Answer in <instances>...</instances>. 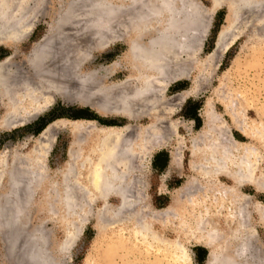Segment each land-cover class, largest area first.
Here are the masks:
<instances>
[{
  "label": "bare ground",
  "instance_id": "6f19581e",
  "mask_svg": "<svg viewBox=\"0 0 264 264\" xmlns=\"http://www.w3.org/2000/svg\"><path fill=\"white\" fill-rule=\"evenodd\" d=\"M55 1L57 9L54 10L46 5L49 1L44 0H0V45L12 48V52L0 61V103L3 104L0 125L3 130L33 121L50 110L57 100L88 106L106 118L121 116L138 123L148 118L151 123L101 125L95 130L96 140L89 147H82L80 139L74 141L68 161L54 171L48 164V151L55 137L53 133L61 128L72 133L83 131L91 125L94 127V119L54 120L34 139L29 152L15 150L9 156L3 155L0 175L6 180L7 195L12 196L8 198L6 208H2L9 207L12 211L10 219H3L6 227H15L17 223L27 225L28 213L36 203L37 187H46L45 191L41 190L45 210L52 216H60L57 207L61 204L62 217L67 221L83 212L94 198L101 200L106 208L110 197H117L120 200L118 215L125 208H135L142 197L137 194L139 189L134 191L131 188L134 175L155 149L168 144L167 141L177 135L178 122H167L166 116L173 110L169 111L166 103L170 99L175 106H180L195 93L190 88L169 99L166 95L171 84L190 78L191 65L198 51V33L208 28L209 20L204 16L208 12L204 13L206 9L203 11L194 0ZM212 2L215 9L232 3L228 0ZM230 7L234 10L227 8L225 23H230L229 14L231 17L242 14L245 24L237 25L241 30L234 35L223 26L216 39L218 50H226L240 34L251 37L250 33L260 35V29H264V0H237ZM53 11L55 16H52ZM45 15L51 16L48 33L32 44L28 55L16 62L15 56L22 55L21 43L31 39L36 21ZM91 41L94 42L92 46ZM115 42L127 45L128 58L86 71L84 66L91 60L90 48L104 51ZM122 67L130 75L107 84L106 80ZM237 115L234 110H228L230 124L224 121L214 128L206 123L204 135L193 136L189 166L198 177L199 187L196 186L202 192L201 196L188 194L179 199L181 208L178 214L175 212L178 222L173 228L175 238H164L140 222L137 231L141 236L165 246L167 252L162 254L165 264H190L183 240L208 249L206 264H264V260H248L249 255H254L253 242L259 238L249 209L250 198L244 192V188L250 185L257 192L264 193V165H261L260 151L254 145L251 148V144L261 137L255 121L247 116L238 119ZM163 123L166 127H161ZM232 128L251 144L238 140ZM139 160L141 164H136ZM83 174L86 177H82ZM56 177L60 182L55 181ZM75 187L84 192L86 199L83 204L80 201L82 205L76 202L79 212L74 208L77 207L74 203ZM186 189L182 187L181 192ZM186 203L190 205L188 211H185ZM251 207L264 224V203L255 201ZM25 226L23 229L14 228L12 232L4 227L7 231L4 237L9 240L10 247L22 234L30 241L26 262L17 259L16 264H60L48 247L49 232L40 228L27 233ZM165 235H168L167 231ZM230 243L235 245L231 254L225 250V245ZM66 244L61 247L65 249Z\"/></svg>",
  "mask_w": 264,
  "mask_h": 264
},
{
  "label": "rangeland",
  "instance_id": "374dc122",
  "mask_svg": "<svg viewBox=\"0 0 264 264\" xmlns=\"http://www.w3.org/2000/svg\"><path fill=\"white\" fill-rule=\"evenodd\" d=\"M44 1H49L46 5H49L51 9H57L55 0ZM66 1L68 2V0H62L63 3H66ZM194 1L200 5L201 9L203 8V11L206 9L204 13L208 12V15L204 14L205 19L209 20L208 28H206V31H201L203 33H198V51L195 61L191 65L190 78L171 84L167 89L166 95L169 99L175 94L190 88L195 93L186 98L180 106H175L174 101L172 100L171 102L170 99L169 103H166V106H169V111L173 110L172 114L170 113L166 116L167 122H178L177 135L167 141L168 144L164 143V145L155 149L144 160L139 172L134 175L133 181L135 182L136 180V184L133 182V187L131 188L134 191L139 189L137 194L142 197L137 206L133 207V209L132 207L125 208L118 215L117 209L120 208V200L117 197H110L106 208L101 200H95L94 198L90 204L84 207L85 210L82 212L76 202L82 205L83 200L86 199L83 196L84 192H81L79 187H75L76 189H73L74 199L76 200H74V203H76L78 208L73 206L76 212H79V210L81 212L67 221L62 217L63 206L61 204L58 205L57 209L59 211L58 215L62 218L60 216H52L46 211L47 209L45 210L46 207L44 204L42 205L43 191L41 192V190L44 189L45 191L46 187L43 189L42 187H37L35 189L34 201L37 204L34 203L28 213L27 233H29V230L36 231V229L40 228L48 231L50 235L47 240L48 247L60 264H165L164 256H162V254L167 252L165 246L141 236L137 231L140 229V222H144L148 228L152 227L150 229L152 232L157 231L164 238H175L173 228L177 226V214L181 208L180 200L188 194L191 197L201 196L202 192L197 189L199 187L197 184L198 177L189 166L191 160L189 149L192 144V138L194 135H204L206 123L212 124L211 126L214 128L218 127L220 122L226 121L230 124L228 110H234L236 115L239 113L237 115L238 119L247 116L250 120L256 122L261 138L252 144L247 138L240 135L235 128L231 130H233L238 140H241L246 145L251 144V148L254 145L257 151H260L258 154L261 155V165H264V34H262L264 29H260V35L257 32L250 33L251 37L245 33L240 34L226 50H218L216 49V39L223 26L227 30L229 29V32L232 31L234 35L235 32L237 34L238 30H241L237 28V25L240 27L245 24L242 14H236L237 16L234 15V18L231 17L232 14H229L230 23H225L228 15L227 8L231 9L232 7L230 6L236 3L237 0H228V2L231 1L232 3H228L229 6L223 5L219 9H215L212 0ZM233 10L234 7L232 8ZM52 13L54 14V11ZM52 16H55V14ZM50 18L51 16L49 15L39 17L35 23L31 39L28 42L21 43L22 55L18 54L15 56L14 60L16 62H20L23 56L28 55L32 44L48 33L47 28ZM242 21L244 23H241V25L240 22ZM202 22L204 20H201ZM69 35L73 36L72 33H69ZM93 41L95 42V40ZM93 41L90 42L91 46L94 44ZM90 49L91 60L84 66L86 71L96 70L102 66L110 65L118 59L124 60V58H128L127 45L124 42H115L104 51ZM11 52L12 48L0 45V61L4 60ZM127 75H130L129 72L125 70V67H122L110 76L106 83H115ZM59 119L68 122L71 119L88 121L94 119L97 121L94 123V127L91 125V128L88 127L83 131H73L74 133H72L67 128H61L53 133L55 137L48 151V164L52 171L62 167L68 161L69 149L74 141L80 139L82 147H89L92 141L96 140L95 130L101 128V125H121L126 122H134L121 116H107L106 118L100 116L88 106L57 100L50 110L25 125L11 130H3V126L0 125V163L3 161V155L9 156L15 150L29 152L34 145V139L40 135L46 124ZM2 122L3 104L0 103V124ZM139 122L149 124L151 120L145 118ZM163 126L164 123L161 127ZM164 127H166V124ZM137 163L141 164V161L139 160ZM83 176L86 177L84 174ZM55 181L60 182V179L56 177ZM6 184L5 178L0 175V264H16L19 259L26 262V252L29 249L28 246L30 247V241H27L26 235L24 237V234H22L23 236H19L20 239L17 238L12 242L13 247L11 246V248L9 240L4 237L8 230L12 232L14 228L23 229V226H25L19 223L15 227L8 226V228L3 226V219L6 217L11 218L10 214L12 213L9 207L6 210L2 209L6 208L5 204L8 202V198H12V196L7 195L8 187H6ZM182 187H187L189 193L187 189L182 193ZM244 192L250 198L249 209L252 212L259 238L257 242H253V246H255L252 252L255 257L254 255H249L248 260L255 262V260L259 259L261 262L264 260V224L254 212L251 204L255 201L264 203V193L257 192L250 185L244 188ZM80 201H82V204ZM189 207L190 205L187 204L185 211H188ZM161 211L163 213H160ZM164 229L168 235H165L166 231L163 232ZM14 243L18 248L14 246ZM64 243L69 245L66 244V250L61 247ZM183 243L186 245V252L190 256V264H206L208 249L194 242L186 243L183 240ZM226 246L227 244L225 245V250L231 254L235 248L234 243ZM16 249L19 250L16 251ZM12 250L13 252L11 253ZM13 255H16V258ZM20 260L19 262H22Z\"/></svg>",
  "mask_w": 264,
  "mask_h": 264
},
{
  "label": "water",
  "instance_id": "95a60500",
  "mask_svg": "<svg viewBox=\"0 0 264 264\" xmlns=\"http://www.w3.org/2000/svg\"><path fill=\"white\" fill-rule=\"evenodd\" d=\"M73 120H76V119H73ZM54 121V120H53ZM53 121H51V122H49L46 126H45V128H47V126L49 125V124H51ZM95 121H97V120H95ZM140 124H142L141 122H133V123H131V122H126V123H124V124H121V126H124V125H129V126H137V125H140ZM144 124V123H143ZM44 128V129H45ZM43 129V130H44Z\"/></svg>",
  "mask_w": 264,
  "mask_h": 264
},
{
  "label": "trees",
  "instance_id": "16d2710c",
  "mask_svg": "<svg viewBox=\"0 0 264 264\" xmlns=\"http://www.w3.org/2000/svg\"><path fill=\"white\" fill-rule=\"evenodd\" d=\"M47 125V124H46Z\"/></svg>",
  "mask_w": 264,
  "mask_h": 264
}]
</instances>
